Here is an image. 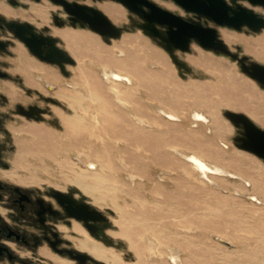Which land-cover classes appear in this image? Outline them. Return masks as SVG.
<instances>
[{"label":"rangeland","instance_id":"rangeland-1","mask_svg":"<svg viewBox=\"0 0 264 264\" xmlns=\"http://www.w3.org/2000/svg\"><path fill=\"white\" fill-rule=\"evenodd\" d=\"M79 1L99 8L121 26V37L107 43L88 27L72 26L62 8L50 0H0V7L17 16L7 19L32 23L38 32L55 37L76 61L66 65L65 76L57 65L34 56L7 28H0V39L8 41L7 50H0V67L11 76L0 77V180L47 201L52 200L53 189L72 193L103 212L110 245L91 236L74 218L71 226L59 224L64 245L89 253L100 264H178L168 258V245L180 250L179 264H264V160L236 146L243 128L225 116L228 110L241 112L264 128L260 122L264 87L243 72L238 61L195 40L188 51L175 50L192 73L181 77L160 37L138 26L144 22L139 13L113 0ZM152 1L185 19L215 27L231 52L246 57L247 64L264 65V30L216 25L173 0ZM239 2L264 16L263 6ZM105 3H110L108 10L101 6ZM55 16L62 24L55 23ZM115 52L123 60L114 59ZM104 61L134 66L131 70L139 75L142 94L132 103L128 97L129 106L120 104L102 79L99 66ZM34 66L45 68L55 79L50 82L54 89L38 77L42 72L34 71ZM68 82L78 83L77 87ZM163 89L166 92H159ZM154 99L173 106L181 119L158 117ZM18 104L26 108L38 104L47 112L35 120L20 114ZM192 108L203 111L209 122L193 120ZM135 112L146 120L156 119L158 126L140 125ZM163 132L182 151L197 152L245 180L222 175L214 178L217 184L211 183L159 142L156 136ZM80 151L89 152L95 168H89ZM252 195L260 201L251 200ZM144 233L158 252L147 251ZM123 236L136 241L135 251ZM219 236L230 239L231 245L219 241ZM97 245L103 251L99 257L93 253ZM15 248L32 264H39V259L75 264L45 242L39 244L38 253Z\"/></svg>","mask_w":264,"mask_h":264},{"label":"water","instance_id":"water-1","mask_svg":"<svg viewBox=\"0 0 264 264\" xmlns=\"http://www.w3.org/2000/svg\"><path fill=\"white\" fill-rule=\"evenodd\" d=\"M14 3V0H9ZM53 4L60 6L66 13L69 23L72 26L77 24L88 27L99 34L105 42L111 39L120 38L123 28L115 23L99 8L82 3L79 0H50ZM123 4L127 9L139 13L144 22L138 26L148 30L150 36H158L163 41L165 49L169 52L173 62L178 66L186 64L178 58L175 50L186 52L190 49L192 40H195L201 47L222 52L241 64L243 72L264 87V65L253 62L246 63V57L231 52L224 42L219 38L215 27L203 24L199 21H192L171 12L152 0H113ZM187 12L195 13L212 20L216 25L229 26L237 30L244 26L253 31L264 30V16L253 9L244 6L241 0H173ZM251 5L264 7V0H246ZM55 23L62 24V21L55 16ZM0 28H7L15 38L24 43L28 50L39 60L57 65L61 73L69 75L66 65H74L75 59L69 55L53 36L40 33L30 22L12 21L0 14ZM8 41L0 39V50H7ZM0 77L9 78V73L0 70ZM49 89L55 86L48 85ZM53 103L56 100L51 99ZM20 114L42 120L46 108L37 104L29 105L27 108L22 104L17 105ZM225 116L236 125L243 128V135L237 140L236 146L248 151L264 160V128L259 127L246 114L228 110ZM51 195L56 198L67 217L82 222V225L91 236L99 237L101 231L108 226L106 215L100 210L92 207L87 202L78 199L72 193H66L59 189H53ZM256 201L252 195L249 197ZM104 222V227L99 224ZM106 234V233H105ZM106 245L112 244V240L105 235ZM228 245L230 243L220 240ZM74 260L80 264L91 261L100 264L97 259L87 252L78 249H64Z\"/></svg>","mask_w":264,"mask_h":264},{"label":"bare ground","instance_id":"bare-ground-1","mask_svg":"<svg viewBox=\"0 0 264 264\" xmlns=\"http://www.w3.org/2000/svg\"><path fill=\"white\" fill-rule=\"evenodd\" d=\"M109 4L110 3H105V4H101V6H103L104 8H106L108 10L109 9V7H108ZM0 11L7 18L17 17L12 12V10L10 8L0 7ZM142 30L148 32V30H146L144 28H142ZM111 40H114V39H111ZM16 50L17 49H15V51ZM115 51L119 52V54H120L119 56H125L124 52L122 50H115ZM117 52H115V54H114V56L116 57L114 59L123 60V58L117 57ZM155 63L156 64H160L161 62L160 61H156ZM150 65L152 67H154V64H150ZM178 67H179L178 68V73H179V75L181 77L191 76L192 75L191 69L188 68L187 66H181L180 65ZM99 68H100V71L102 72V79H105L107 81V83H108L109 91L116 97V99L119 101L120 104L122 103L123 105H128L129 106V103H128V100H127L128 97L130 98V102H131V99H135L134 98L135 96H137V97L141 96L142 88H141L140 85H138V84H140V82L138 80L139 79V75L136 74L135 70H131V68L133 69L134 66H132L131 68H127L125 66H120L119 64L112 65L111 63L104 61V63L100 64ZM33 70L37 71V72H42V73H38V77L40 79H43V81L48 83L49 85H52V83H50V82H54L55 81L54 78H51L50 74L45 72V68H43V67H37L36 68V66H34ZM29 77H31V76H29ZM52 80H54V81H52ZM68 84L73 86L74 88H76L78 83H76V82L75 83L74 82H68ZM155 86H158V85L155 84ZM191 91L192 90H189L188 94ZM87 92H89V90H87ZM159 92H163L164 93L166 91L163 89L162 91H159ZM155 97H157V95H155ZM188 97H189V95H188ZM154 100H155L156 105L158 106V107H156V113H157L158 117H161V118L166 119L167 121H173V122H175L176 120L181 119V116L175 111L174 108H172L173 106L165 104V102L162 101L163 99H160V100L154 99ZM38 106L41 107L42 109L44 108V107H42L40 105H38ZM168 106H170V107H168ZM137 107H138V105L136 104V110H137ZM139 107H142L140 105V103H139ZM85 113H87V110L85 111ZM72 116L73 115H70V117H72ZM133 117L137 121V123H139L140 125H142L144 127L155 128L156 126H158V123H157L156 119L146 120L142 116H139L138 114H136V112L134 113ZM190 117L193 120H195L196 122H198V123H208L209 122V119L206 116V114L203 111H201L199 109H196V108H192V110L190 112ZM260 122L263 123L264 122V118L260 119ZM156 137L159 140V142L161 144H163L164 146H166V148L170 152H172V153L176 154L177 156H179L180 158H182L186 163H188L192 167L193 170L197 171L199 174H202L211 183H216L217 184V181L214 178L222 176V175H231V176L237 175L240 178H242L243 180H245L239 174L231 172L230 170L226 169L223 166H220L218 164L210 162L203 155H201V154H199L197 152H184V151H182L180 148H178V146L173 141L174 138L172 136L169 137L167 132H163V134L161 136H156ZM80 153L88 159V166H89L90 169H93V168L96 167V163H95V161L91 160V158H90L91 155L89 154V152L80 151ZM255 198L257 200H259L258 197H255ZM99 224L104 227L105 223L104 222H99ZM82 233L84 235H88L86 231H83ZM105 235H106L105 232L101 231L99 237L96 238V239L101 240V241H105L106 240ZM147 235L148 234L144 233V234L141 235V238L144 241H146V243H148L147 251L149 253L153 254V252L156 251L159 247L154 245L152 243V241L150 240V237H148ZM123 237H124L123 238L124 241H126L128 244H130L132 246V249L135 251L134 242H136V241L133 239L132 240L133 244H132L130 239H128L125 236H123ZM153 237L154 236H151V238H153ZM220 240L226 241V242L231 244V240L230 239H226L224 237L219 236V241ZM186 246L188 247L189 244H187ZM166 250H167V255L169 256L168 258L172 259L174 262H176L178 264L181 263L180 250L178 248H176L174 246H171V245H168V246H166ZM157 252H158V250H157ZM93 253L95 255H97L98 257L101 256L102 253H103V251L101 250V246L100 245L95 246L93 248ZM135 253H136V255H138L137 252H135Z\"/></svg>","mask_w":264,"mask_h":264},{"label":"flooded vegetation","instance_id":"flooded-vegetation-1","mask_svg":"<svg viewBox=\"0 0 264 264\" xmlns=\"http://www.w3.org/2000/svg\"><path fill=\"white\" fill-rule=\"evenodd\" d=\"M0 70L5 71L1 67ZM71 219L53 196L51 201H47L43 197L34 196L30 191L0 180V264L3 261L32 264L23 258L25 254L16 250L15 245L38 253L39 244L43 242L54 252L73 259L64 249L75 248L63 244L66 239L59 226L61 223L71 226ZM38 261L39 264H52L42 263L40 259ZM75 264L80 262L75 260Z\"/></svg>","mask_w":264,"mask_h":264}]
</instances>
